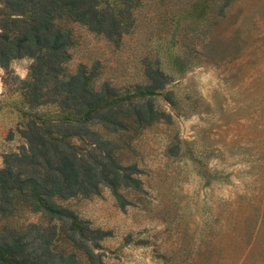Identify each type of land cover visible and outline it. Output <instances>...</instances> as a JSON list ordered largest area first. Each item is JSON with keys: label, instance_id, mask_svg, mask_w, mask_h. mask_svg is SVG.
Returning a JSON list of instances; mask_svg holds the SVG:
<instances>
[{"label": "rangeland", "instance_id": "374dc122", "mask_svg": "<svg viewBox=\"0 0 264 264\" xmlns=\"http://www.w3.org/2000/svg\"><path fill=\"white\" fill-rule=\"evenodd\" d=\"M219 1L140 0L117 43L58 23L72 39L67 74L95 65L94 84L119 93L144 84L147 62L167 77L150 97L168 120L112 133L91 126L121 165H135L140 190L121 189L123 207L106 187L62 202L104 232L90 242L102 264H264V0ZM32 62L0 64V168L29 118L60 116L55 102L34 98ZM0 221L47 223L20 204Z\"/></svg>", "mask_w": 264, "mask_h": 264}, {"label": "trees", "instance_id": "16d2710c", "mask_svg": "<svg viewBox=\"0 0 264 264\" xmlns=\"http://www.w3.org/2000/svg\"><path fill=\"white\" fill-rule=\"evenodd\" d=\"M228 2L220 0L219 9ZM0 4V64L32 57L34 98L55 102L60 114L54 119L29 118L18 151L2 156L0 218H8L20 204L40 213L47 223L20 226L0 221V264H102L90 242L104 232L88 227L62 202L96 196L106 187L123 207L126 199L120 190H140L135 165H121L114 154L116 145L97 136L91 126L112 133L168 120L170 115L150 97L163 88L167 77L147 62L144 84L119 93L105 82L94 84L95 65L80 64L67 74L63 64L72 39L70 29L58 23L63 19L77 23L117 43L132 30L133 10L140 0H0Z\"/></svg>", "mask_w": 264, "mask_h": 264}, {"label": "clouds", "instance_id": "9594fccd", "mask_svg": "<svg viewBox=\"0 0 264 264\" xmlns=\"http://www.w3.org/2000/svg\"><path fill=\"white\" fill-rule=\"evenodd\" d=\"M0 73H2V70H0Z\"/></svg>", "mask_w": 264, "mask_h": 264}]
</instances>
